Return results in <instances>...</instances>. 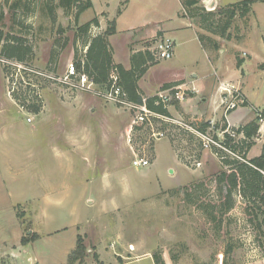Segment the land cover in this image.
<instances>
[{"label": "rangeland", "instance_id": "374dc122", "mask_svg": "<svg viewBox=\"0 0 264 264\" xmlns=\"http://www.w3.org/2000/svg\"><path fill=\"white\" fill-rule=\"evenodd\" d=\"M13 1L0 0V9L6 13ZM92 1L94 6L77 22L74 11L67 15L61 7L51 22L38 2L25 16L21 7L17 10L23 25L11 22L8 14L0 21L5 33L23 35L32 49L24 61L0 53V264H71L70 259L79 264L72 252L80 237L86 247L78 255L82 264H155L154 255L163 264H264V225L251 200L234 193L219 231L200 206L220 201L213 178L224 169L220 154L234 157L221 147L224 134L257 122L256 111L264 110V0L234 17L228 40L193 22L198 32L224 45L218 64L250 101L233 110L243 116L231 124L230 111L225 118L221 104L225 92L214 109L213 99L209 104L202 100L208 91L192 85L194 74L204 88L215 79L208 55L193 30L185 28L188 20L181 16L179 0ZM237 1L200 0L199 5L217 12ZM93 17L99 26L88 35L102 33L114 22L111 41L117 53L131 55L139 49L153 55L155 63L140 78L148 89L159 80L182 78L177 85L184 99L168 103L170 115H165L179 122H156V130L173 125L166 137L149 138L147 125L134 122L137 111L102 96L106 87L94 83L91 91L76 90L65 82L68 66L86 51L77 27ZM156 28L169 36L158 31L137 41ZM161 33L172 37L170 58L155 54ZM111 76H116L114 70ZM162 89L160 85L152 95ZM34 102L37 112L29 107ZM210 120L216 127L209 129V123L199 129ZM223 125L229 130L223 131ZM189 126L209 133L221 146H204ZM258 127L249 158L264 146V125ZM233 133L232 138L242 137ZM136 156L150 164L135 167Z\"/></svg>", "mask_w": 264, "mask_h": 264}, {"label": "trees", "instance_id": "16d2710c", "mask_svg": "<svg viewBox=\"0 0 264 264\" xmlns=\"http://www.w3.org/2000/svg\"><path fill=\"white\" fill-rule=\"evenodd\" d=\"M7 1L5 0V2ZM179 1L182 6L181 16L188 17L199 28L210 34L218 35L224 40L231 38V33L228 29L234 17L237 15L244 16L250 13L251 4L255 2V0H239L230 4L227 8H220L217 12H214L203 9L199 5L200 0ZM33 2H38L41 5L42 10L48 15L51 22H55L57 19V7H61L67 15L74 11V19L77 22L79 15L93 6L92 0H14L9 5L6 13L0 9V21L3 22L8 14L11 22L23 25V21L16 17L19 16L17 10L21 7L22 16H25L29 11L33 10V7H30ZM111 25L102 33L94 36L88 35V32L91 27L99 26L97 17H93L91 20L77 27V31L83 36L82 45L84 47L86 46V51L83 59L74 61L76 71L78 73H84L93 83L106 87L107 89L112 83L111 71L114 70L116 73V84L126 93L128 100L135 103H142L145 98V104L149 109L163 115H170L167 107L163 103L159 102V104H155L157 98L155 94L147 96L138 85L139 79L155 63L153 61V55L148 50H138L135 53H131L129 68H125L121 63H115L112 57L113 48L108 40L109 34L115 31L114 22ZM197 38L205 49H217L220 46L219 41L210 35H205L197 31ZM0 53L9 58L24 61L32 53V49L31 46L25 43L23 35H9L0 28ZM53 55V51H51V56L53 57ZM241 62L242 59L237 58V64L240 65ZM179 83L181 81L168 82L162 84V87L166 88ZM36 104L34 102L29 106L32 107L34 112H37L39 109V105L35 106ZM176 106L178 107L177 104ZM208 125L209 121H206L202 126H199V129L204 131ZM214 126L216 127V125ZM223 127L226 128V125H223ZM258 128V123L255 120H251L245 125L231 128L236 134H242V137L235 139L230 134H224L223 146L230 153H233L234 157L226 155L224 152L220 154L221 164L224 165V169H221L213 177L220 201L213 205L206 203L200 204L201 208L206 212V216L213 222V225L218 231L221 229L224 214L233 205V195L236 192L242 199L251 200L253 206L259 209V213L262 216L261 222L264 225V146L258 156L249 158L246 154L253 143L251 138L255 136ZM193 183L197 185L196 182ZM185 196L189 199L190 193L185 194ZM256 215L258 214L254 213V217ZM258 225H261L260 222ZM22 241L24 242L25 238ZM85 250L84 241L80 237L77 239L76 248L72 252V255L75 254L74 258L79 260V264H82V256L78 255L83 254ZM154 261L155 264H163L158 255H154ZM70 262L73 264L71 259Z\"/></svg>", "mask_w": 264, "mask_h": 264}, {"label": "built area", "instance_id": "2783aa9c", "mask_svg": "<svg viewBox=\"0 0 264 264\" xmlns=\"http://www.w3.org/2000/svg\"><path fill=\"white\" fill-rule=\"evenodd\" d=\"M154 51L157 56V58H170L173 56L174 53V43L173 40L170 37H167L165 35H160L155 39V46H154ZM112 77V83L110 84L109 88H107L104 92L102 93V96L106 99L113 100L117 104L123 106H128L129 108H132L133 110L137 111L138 113L136 114L135 123H145L147 127L150 130L149 138L152 139H160L163 137H166L167 133L169 131L168 128H161V130L157 129L156 130V122L158 119H162L164 122L169 124L170 121H177L174 118L167 117L163 114L157 113L151 109H149L146 104H145V98L143 99L142 103H135L133 101H130L127 99L126 93L121 89L119 85L116 84V76H111ZM65 82L70 88L73 89H81V90H87L91 91L92 90V85L94 84L93 81H91L84 73H78L75 69V66L73 64H70L67 69V73L65 76ZM180 85H171L168 86L158 92L155 93L156 95V101L155 104H159V102L163 103L164 106H167L168 103H170L173 99L174 100H183L184 95L183 92L180 90ZM222 92H225L222 96V101L221 104L223 105V112L224 117L226 118V114L241 106L246 103L245 97L243 93L236 87L231 86H223ZM31 118H28L30 120ZM256 119L257 122L262 126L264 124V110H257L256 111ZM210 126L209 129L214 128V123L213 121H209ZM161 126V124H159ZM188 127V126H186ZM189 130L192 131L194 134H198L199 137L203 140L204 146L209 147V145L214 144L221 146L216 142L207 132H201L196 130L195 128H192L189 126ZM229 130L228 127L223 130ZM231 136H234V133L229 131ZM225 151L229 152L227 148L224 146H221ZM132 164L135 167H140V166H147L149 164L148 159L144 158L143 156H136L132 160Z\"/></svg>", "mask_w": 264, "mask_h": 264}, {"label": "crops", "instance_id": "0c3cea01", "mask_svg": "<svg viewBox=\"0 0 264 264\" xmlns=\"http://www.w3.org/2000/svg\"><path fill=\"white\" fill-rule=\"evenodd\" d=\"M107 1V0H106ZM93 6H94V1H93ZM254 11V10H253ZM109 16H111V12H110V14H109ZM187 20H188V22H187V24H185V28H190L191 30H193V32H194V35H195V38H196V40H197V42L200 44V42H199V40H198V38H197V28L195 27V25H193V23L191 22V20L188 18V17H185ZM158 31H162V32H164V34H166V35H168L167 34V32L163 29V28H156V29H154L151 33H149V34H146V35H144V36H141L140 37V40H137V41H141V40H143V38L144 37H148V36H153V35H155ZM174 33H176V32H174ZM173 32H172V34H174ZM115 36V34H111L109 37H108V40H109V42H110V44H111V46H112V48H113V59H114V61L115 62H119V63H121L125 68H129L130 67V52L128 51L127 53H125V55H123V54H121V53H117V44H116V42H113V41H111V37H114ZM169 36V35H168ZM172 38V37H171ZM213 38H215L216 39V37H213ZM220 43V42H219ZM200 46H201V48L206 52V54L208 55V57H209V60H210V63H211V65H212V69H213V77H214V79L215 80H213V82H212V84L211 85H209L207 88H204V87H201V85H200V81H201V79H200V77L198 78V75H196V74H194L193 75V80H192V85L194 84L195 86H197L198 87V89L200 90V89H204V90H206V91H208V96H204L203 98H202V100L204 99H206V101H207V104H209L208 102L211 100V99H213L212 100V103H213V108L214 109H216L217 107H218V103H220L219 102V97H221V91H222V88H223V86H225V85H232V84H234L235 86H236V88H239L240 90H241V92L243 93V95H244V97H245V100H246V102H247V106L246 107H248L249 105H250V101H249V99H248V97H247V95L244 93V91H243V89H242V87L241 86H239V84L237 83V81H235L234 82V80L233 79H231V77H229V76H231V75H226V74H224V72L225 71H227L226 69L223 71V68L224 67H220L219 66V64H218V62H219V59H220V55H221V50H222V48L224 47V45H223V47L220 45L219 46V48H217V49H211V50H209V49H205L201 44H200ZM139 49H137V51H138ZM248 55L249 56H251V54H249L248 53ZM243 61V60H242ZM242 64V63H241ZM240 64V65H241ZM239 67V66H238ZM142 79H139V81H138V85H139V87L143 90V92L148 96V95H152V93H154V91L156 90V89H158V87L160 86V85H162V84H164V83H168V82H173V81H178V80H182V78H177V79H170V80H159L157 83H156V85L155 86H153V88H147L148 86H145V85H143L142 84V81H141ZM183 83H185L184 81L182 82V84ZM189 83H191V82H189ZM238 85V86H237ZM206 91H204V92H206ZM206 104V103H205ZM168 110L170 111L171 109L170 108H168ZM234 110V109H233ZM232 110V111H233ZM243 112H245L246 113V111H243ZM229 118L231 119V121H230V119L228 118V122L231 124L233 121H235L236 120V118L240 115V116H243V114H241V111H233V112H229ZM264 125V124H263ZM262 125V126H263ZM169 127V131L171 132L174 128H173V125H169L168 126ZM173 132V131H172ZM192 132V131H191ZM149 164H150V162H149Z\"/></svg>", "mask_w": 264, "mask_h": 264}]
</instances>
